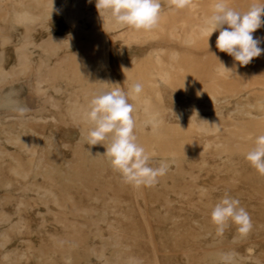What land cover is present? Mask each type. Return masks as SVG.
Listing matches in <instances>:
<instances>
[{"label":"bare ground","instance_id":"1","mask_svg":"<svg viewBox=\"0 0 264 264\" xmlns=\"http://www.w3.org/2000/svg\"><path fill=\"white\" fill-rule=\"evenodd\" d=\"M89 2L91 0H59L58 2L50 0L46 8L41 7L37 12L30 8L18 7L5 17L1 15L3 17L0 19L5 18L6 23L0 26L2 48L0 87L19 84L35 73L36 78L32 84L29 82L28 85L26 84V90L30 91V94L24 102L25 113L22 116L46 121L48 116H34L36 115L35 101L32 96L35 94L38 98L45 99L47 108H52L54 95L45 96L48 91L46 84H50L51 89H54L53 92L57 93L58 88L55 85L61 80L66 85L65 91L75 95L68 104V110L72 122L82 127L80 134L84 139L88 125L83 120V113L87 109L89 100L97 91L120 87L127 92L132 84L142 83L144 86L142 94L136 99L129 100L135 108H141L144 111L142 114L133 113L136 125L140 126L138 130L141 132L145 131L142 124L147 117L150 118L152 114H155L153 112L156 108L155 101L162 100V87L180 84L182 77L197 78V82H194L195 86H189L187 92L191 93L193 101L199 100L206 108L214 110L212 112L214 120H200L194 116L186 120L175 137L179 144H166L165 141L168 138L159 127L155 131L151 128L150 135L138 134V142L152 154L151 161L168 162V171L161 176L162 186L168 187L171 180L172 186L181 189L178 193L180 195L184 194V186L176 180L182 179L187 174L185 165H192V156L197 155H200L203 164L206 162L207 154L217 158L215 161L217 166L214 170H209V174L214 172L216 177H219L221 173H227L233 181L231 186L236 187L238 182H243L246 186L241 191L238 190L239 192L235 193L237 195L234 194L233 198L239 200V206L249 213L253 225L251 231L246 236H241L238 232L239 226L230 220L231 225L226 229L225 236L227 235L226 238L233 236L235 242L229 247L211 249L210 257L204 251L194 252L198 251L197 246L201 245L202 241L211 239V236L218 237L216 232L212 234V231L203 230L197 233L193 247L187 243L188 240L182 239L186 261L183 264H225L222 257L228 253L234 254L233 264H264V223L259 225L253 223L256 220L264 221V197L263 208H259V202H257L260 189L264 190V175H260L255 168L250 169L251 164L245 160L246 153L255 144V138L264 135V53L260 57L253 58L246 66H240L227 53L223 56H211L210 59L209 48L216 46L219 31L213 33L208 43V39L201 36L200 28L205 19L212 14L215 0H198L190 7L188 11L191 13L190 16H187L188 18L181 24L175 21L179 10L169 9L161 14L160 23L155 29L137 31L130 28L129 32L122 33L120 38L124 41V47H129L133 40L145 38L144 42L163 41L169 45L182 43L186 47L197 49L200 54L189 58L173 46L155 48L149 59L156 65L148 67L144 65V59L141 58L136 69L132 71L131 57L123 53L120 55L121 72L124 76L123 86L116 78L111 64L109 37V32H122L123 29L113 30L110 21L104 26V20L100 17L96 5H94V13L86 14L84 8L89 5ZM227 2L230 7L243 12L248 10L251 3L264 2V0H227ZM53 16L60 18L55 25L57 32L55 39L50 37L41 43H36L34 40L36 27L44 20L52 19ZM80 20L92 22L93 28L87 31L80 24ZM9 21L12 24L10 26ZM70 26L74 28L73 35L76 37L81 33L88 36V40L85 41L86 46L84 42H78L85 52L84 61L78 64L72 63L70 66L68 64L66 67L58 60L51 63L52 55L50 54L55 51H52V47L66 44L65 37L68 36ZM17 27L23 28L21 35L16 31ZM98 35L101 37L96 38ZM253 35L254 38L264 39V26L257 29ZM10 46L15 53V62L6 69L4 66L8 58L6 49ZM30 46H38L42 51L35 64L31 60L32 53L28 49ZM260 47L264 48V42ZM174 55H178V58L174 59ZM222 63L230 70H223ZM162 74H166L167 83L160 80ZM219 96L236 97L239 100L238 114L248 118L215 119L217 117L216 101ZM254 98L257 101L254 103L255 107L262 111L261 119L249 117L248 107ZM22 116L7 114L0 117V189H6V192L23 190L18 195L7 193L2 199L3 204L14 205V214L10 215L0 210V264H67L69 260L71 264H99V259L103 257L105 259L101 264H136L139 260H144V264H178L172 262L170 258L162 259L147 208L138 205V221L140 220L138 224L132 215L123 213L121 210L123 202L118 194L101 200L100 194L89 192V201L84 204L76 199L74 193L67 192L63 183L56 180L55 176L62 173L63 169L59 165L60 162H54L51 150L53 145L43 142H48L52 138L70 146L79 138V134L74 129L64 125L60 129L50 128L49 132H43L33 122L22 123L20 120ZM160 124L161 121L159 126ZM210 134H213L211 139L214 140L211 143L208 138ZM202 142H208V144L204 152L200 154L197 153V147ZM9 146L12 149H9ZM211 147L216 148L215 153L209 152ZM170 163L176 164V173L170 171ZM104 173H106L105 169L98 176L107 179ZM38 178L42 181L37 182ZM111 178L119 179L115 172ZM113 185L112 182L108 184V186ZM76 187V185L73 186V188ZM34 188L38 189L35 194L39 197L38 201L47 206L49 211L53 210L51 206L60 209L61 213H58L61 216L58 214L54 216L55 223L47 224L45 217H38L40 213L34 214L29 210L33 206L31 198L35 196L28 190ZM131 188L136 198L145 196L144 186L137 188L131 184ZM188 192L190 195L195 194L193 190ZM200 193L199 201L194 198L185 201L190 206L189 209L202 205L213 209L221 200L217 197L214 199L215 192L201 191ZM97 201L103 202L102 214L95 213L94 203ZM66 208H70L73 214V220L69 225L68 218L65 219L63 216ZM109 211L117 216L114 219L117 223L107 222ZM196 217L190 219L193 226L198 223ZM200 217L208 219L206 216ZM82 220L89 221L96 228L89 231L87 225L80 222ZM100 222L107 223L109 237L106 238L105 247L97 250L95 242L102 238ZM175 226L174 234L177 236L181 233L182 226L176 222ZM141 227L146 233L141 231ZM141 237L147 240L150 255L142 252L139 245ZM129 239L132 240L131 244H126V240ZM106 251H110L111 256L106 257ZM78 254L82 257L76 260Z\"/></svg>","mask_w":264,"mask_h":264},{"label":"rangeland","instance_id":"2","mask_svg":"<svg viewBox=\"0 0 264 264\" xmlns=\"http://www.w3.org/2000/svg\"><path fill=\"white\" fill-rule=\"evenodd\" d=\"M50 0H0V17H3L1 15L9 14L13 12L15 8L18 7H24L30 8L34 10V12H37L38 9L41 7H45L49 4ZM58 2L59 0H51V2ZM198 0H193V3H196ZM161 3V14L165 13L169 9L179 10L178 16L175 18V21L177 23H182L183 20L187 19V16H190L191 13L190 8L185 9H176L174 6L170 4V0H160ZM66 5V4H65ZM94 5H96V0H91L89 2V5L84 8V12L86 14H92L95 12ZM193 5V4H192ZM46 8V7H45ZM60 18H56V16H53L52 19L44 20L40 25L36 27V30L34 32V40L36 43H41L44 40L56 36V30L55 25L56 21ZM12 21V20H11ZM11 21L8 24L9 26L12 25ZM59 22V21H58ZM6 23L5 18L0 19V26L4 25ZM80 24L82 27L86 28L87 31H90L92 27V22H89L87 20H80ZM8 26V27H9ZM15 26V24H14ZM12 28V27H11ZM21 27H17V32L22 33ZM130 28H124L122 32L120 31H112L109 32V37L111 41V64L114 69V73L116 75V78L119 82L122 83L124 86V76L121 72V54H127V56L131 57L130 61V69L134 71L137 67L138 62H140L139 59H144V65H147L148 67L151 65H156L155 62H152L149 57L153 55V51L155 48H166L168 46H173L182 54L186 55V57L194 58L200 54V52L191 47H186L182 43H174L169 45L166 42H160V43H152V42H144L146 39L143 38L141 40H133L132 43L129 45V47L123 46V39L120 38V35L122 33L127 34L129 32ZM68 36L65 37V45L64 46H56L54 45L52 47V51L55 50L53 53H51V63H55L56 60L61 62L64 67H66L68 64H78L82 63L84 61V54L82 47L78 45V42H84L88 40L87 37L83 35H79L76 37V35H73L75 30L72 26L69 27ZM71 34V35H70ZM101 36L98 35L96 38H100ZM144 37V36H143ZM86 46V44L84 45ZM1 47V45H0ZM28 49H30L31 54V60L32 63H36L39 56H41V49L38 46H30ZM7 67L10 68L12 64L15 62V53L13 50V47L10 46L7 49ZM225 52H221L216 46L209 48V56L210 59L214 56H223L225 55ZM212 56V57H211ZM138 59V60H137ZM36 78L35 73H32L29 79H25L24 81L26 83L29 82V84H32L33 80ZM197 78L193 77H182L180 79V84H174L166 87H162V100L160 102L155 101L156 108H154L153 112L155 114H158V118L161 121V124L159 126L160 131L168 138V140L165 141L166 144H179L180 142L175 140L176 135L178 134V130L184 126V122L186 120H189L191 118L196 117L200 120L205 119H211L212 121L214 118L212 117V112L214 110H209L205 107L203 102L199 100L192 99L191 93L187 92V88L190 86H195V81ZM197 82V81H196ZM57 89V93L53 92L54 89H51L50 84H46V87L48 89L47 94H53L54 95V106L52 108H47V104L44 102L45 99L38 98L35 94H33L32 97H34L35 101V107H34V113L37 117H47L46 121H39L35 120V117L31 116H22L21 122L24 121L27 123H35L36 127L39 130H43V132H49L50 128H58L60 129L61 126L68 125L70 128L74 129L78 134L79 138L77 141L73 144H70L68 146L66 143H62L60 141H57L55 139H49L48 142H43L44 144L53 145V148L51 149L53 151L54 156V162H60V166L63 169V172L60 174H57L56 180L58 182L63 183L66 186V191L69 193H74L76 199L84 204H86L89 201V192L98 193L101 195V200H104L108 196H114L116 194L119 195L120 200L123 202V205L121 207V210L123 213L132 215V217L135 219V222L140 224V220L138 221L139 212H138V205H142L145 208H147V213L149 220L152 225V229L155 231V237L158 241V247L160 250V254L162 259L170 258L172 262H176L178 264L185 263V255L182 248V241L185 240L189 243L190 246L193 247V242L195 241V236L197 233L202 232L203 230L212 231L214 234L219 235L218 237L211 236L209 240L202 241L203 243L199 246H197L198 251L194 253H202L203 251L207 253L208 257H210V251L211 249H215L216 247H229L235 242V238L233 236H230V238H226L225 232L226 229L231 225L230 222H228L227 226L225 227V230L223 233H219L217 231V225H215L211 218V212L212 208H206V206H198L194 209H189L190 206L185 203V201H188L192 198L199 201V196L201 195V191H207V192H215L214 199L217 197L218 199H222L225 196L234 197L235 193H238L242 190V188L246 187L243 185V182H238L236 187L231 186L232 180L229 178V175L227 173H221L219 177H216V174L214 172L208 173L209 170H214V168L217 166L216 159L213 158L212 154L205 155L206 162L203 164L200 159V155L192 156V165H185V169L187 171V174H185L182 179L177 178L176 181H178L179 184H182L184 186V194L180 195L178 194L181 192V189L179 187H174L173 181L169 180V186L164 187L162 186L161 177H158L157 183L154 184L152 187L144 186L145 188V196L136 198L134 195V192L131 188V184L125 182L123 176L120 172L117 170H114L109 158L104 154L106 149L104 146L97 144V145H90L88 144L87 140L82 139V127L77 125L76 123L72 122V117L70 116L69 110H68V104L71 101V98L75 97L74 94L65 91L66 85L64 82L59 80L57 84L55 85ZM239 100L236 97L231 96H219L216 101V115L217 118H223L228 119L230 117L238 118L239 120L246 119L248 116H241L238 114V106L237 104ZM256 98L252 101V104L248 107L249 117L254 118H262V111L257 109L255 107ZM135 113L142 114L144 111L141 108H135ZM40 115V116H39ZM149 117L145 121H147ZM39 121V122H38ZM145 131H139L138 125H136L135 133L136 135H150V126H146L145 122L142 124ZM48 134V133H47ZM86 134V133H85ZM213 137V134L209 135V143L213 142L214 140L211 139ZM206 144L208 142H202L197 147V153L202 154L206 148ZM9 149H12L11 146L8 147ZM56 150V152H55ZM209 152H216V148L211 147ZM168 157V156H166ZM246 160V159H245ZM247 161V160H246ZM248 164V163H247ZM150 166L154 168H158L160 166V162L158 160L150 161ZM170 171L176 173V164L170 163ZM253 167L250 166V169ZM103 169L106 170V173H104L108 178L104 179L101 176H98L103 172ZM74 170L76 172H74ZM113 172L116 173V175L119 177L118 180L112 179ZM59 177V178H58ZM34 178V177H33ZM35 179V178H34ZM60 179L62 181H60ZM42 181L41 178L37 179V182ZM112 182L114 183L113 186H108V184ZM77 186L76 188H73V186ZM90 189V190H89ZM189 190L195 191L194 195L189 194ZM239 190V191H238ZM23 191L20 190H13L6 192V189H0V210L7 212L10 215L14 214V205L13 204H3L2 199L7 193L12 194H19V192ZM28 192L31 193V195L35 196L34 198H31V202L33 204L32 207H30V211L34 212V214L40 213L38 217H45V222L47 224H53L55 223V217L57 214L58 216L61 214L60 209L51 206L50 208H53L52 211H49L47 206L42 204L41 201H38L35 194L38 192V189L34 188L31 190H28ZM237 195V194H235ZM264 195V190L261 188L259 191V208L262 207V199ZM31 196V197H33ZM256 197V198H257ZM196 201V202H197ZM255 202V201H253ZM51 205V204H50ZM96 212L98 214L103 213L104 205L103 202H95L94 203ZM251 206V205H250ZM255 206V205H253ZM59 212V213H58ZM206 216L208 219H202L200 216ZM64 218L67 219L68 225L71 224L73 220V214L72 210L70 208L65 209V213L63 214ZM196 217L198 220L197 225H192V222L190 221L191 218ZM37 217V218H38ZM107 217L109 218L107 222L109 223H117L116 219L117 216L113 214L112 212L107 213ZM81 223H84L87 225L88 230H93L96 228V226H92V224L89 221H80ZM134 222V221H133ZM132 222V223H133ZM175 222L182 226L181 227V233L175 236ZM102 226V238L100 240H97L95 242V245H97V250H100L101 248L105 247L106 245V238L109 236V232L106 229V224L104 222H100ZM256 225L263 224L264 221L256 220L253 222ZM4 224V223H3ZM190 224V225H189ZM3 227V226H1ZM70 231V228H68ZM141 231L146 233L143 227H141ZM104 236V238H103ZM183 239V240H182ZM126 244H131L132 240H126ZM47 243H50V241H47ZM140 247L142 248V252L144 254L150 255L151 251L149 250V247L147 246V240L144 237L140 238ZM188 245V246H189ZM191 247V248H192ZM194 250V249H193ZM192 250V251H193ZM111 256L110 251H106V257ZM76 260L81 258V254L76 255ZM105 257L99 259V264L104 261ZM136 264H144V260H139Z\"/></svg>","mask_w":264,"mask_h":264},{"label":"clouds","instance_id":"3","mask_svg":"<svg viewBox=\"0 0 264 264\" xmlns=\"http://www.w3.org/2000/svg\"><path fill=\"white\" fill-rule=\"evenodd\" d=\"M170 4L176 9H185L192 7L193 0H170ZM96 8L104 20V26L110 21L113 30L132 28L151 31L158 27L161 18L160 0H96ZM262 17L264 2H253L247 11L242 12L230 7L227 0H215L213 12L205 19L200 34L209 43L213 33L219 31L216 47L233 57L240 66H246L253 58L264 53V48L260 47L264 39L254 38L253 35L264 26ZM173 58H178V55ZM222 69L230 70L224 63ZM160 80L167 83L166 74H162ZM143 88L142 83L136 82L127 92L120 87L99 90L89 100L83 113V120L88 125L85 134L88 144L104 146V154L113 169L121 173L125 182L137 188L153 186L169 168L166 161H161L158 168L150 166L152 154L138 142L135 133V107L129 100L142 94ZM159 123L158 114H152L145 121V125L153 131L159 127ZM245 158L260 175H264V135L255 138V144ZM239 205V200L228 196L215 204L211 218L219 233L224 232L230 220L239 226L241 236L251 231V217ZM222 259L225 264H233L234 254H225ZM67 264H71L70 260Z\"/></svg>","mask_w":264,"mask_h":264},{"label":"crops","instance_id":"4","mask_svg":"<svg viewBox=\"0 0 264 264\" xmlns=\"http://www.w3.org/2000/svg\"><path fill=\"white\" fill-rule=\"evenodd\" d=\"M1 52L2 48L0 47ZM6 65L7 61L4 66L9 69ZM26 84V82L21 81L16 85L0 87V117L7 114L24 115V102L30 94V91L26 90Z\"/></svg>","mask_w":264,"mask_h":264}]
</instances>
